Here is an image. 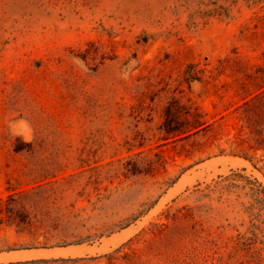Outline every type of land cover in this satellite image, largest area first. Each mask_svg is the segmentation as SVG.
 I'll return each mask as SVG.
<instances>
[{
    "label": "rangeland",
    "instance_id": "374dc122",
    "mask_svg": "<svg viewBox=\"0 0 264 264\" xmlns=\"http://www.w3.org/2000/svg\"><path fill=\"white\" fill-rule=\"evenodd\" d=\"M260 66L264 0H0V264L131 239L153 264H264V147L236 110ZM176 100L210 129L168 135ZM182 208L167 247L147 233Z\"/></svg>",
    "mask_w": 264,
    "mask_h": 264
},
{
    "label": "trees",
    "instance_id": "16d2710c",
    "mask_svg": "<svg viewBox=\"0 0 264 264\" xmlns=\"http://www.w3.org/2000/svg\"><path fill=\"white\" fill-rule=\"evenodd\" d=\"M194 64L189 66L193 67ZM190 72H188L189 75ZM253 85L254 90L250 89L249 83ZM241 88L246 95L243 98V103L236 110L240 111V118L243 120L244 128L248 129V136L245 141L250 142L251 147L257 145L264 147V66L258 67L257 71L251 74H246V79L241 82ZM211 124L206 120L204 113L197 106L192 104H181L179 101H173L166 107L165 121L162 124V129L168 135H172L177 140H187L192 136H197L202 132L210 129ZM168 211L166 213L167 222L153 223L147 233L153 237H159L161 242L169 243L168 231L172 226H176L181 218L192 217V212L183 211ZM1 211V210H0ZM141 242L138 239L136 242L131 239L125 245L117 248L113 252L106 254V264H153L152 259L145 256H156L161 251V245L158 246L155 242H150L144 247H139ZM136 245L134 247V245ZM161 251V252H160ZM102 257L90 258H74V259H56L64 262L72 261H100ZM56 260L35 259L26 261L10 262L8 264H41Z\"/></svg>",
    "mask_w": 264,
    "mask_h": 264
}]
</instances>
